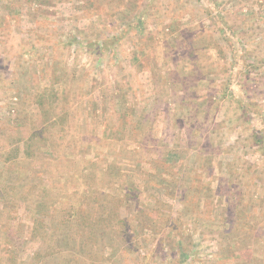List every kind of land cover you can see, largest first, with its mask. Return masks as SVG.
Masks as SVG:
<instances>
[{
  "label": "rangeland",
  "instance_id": "obj_1",
  "mask_svg": "<svg viewBox=\"0 0 264 264\" xmlns=\"http://www.w3.org/2000/svg\"><path fill=\"white\" fill-rule=\"evenodd\" d=\"M0 264H264V0H0Z\"/></svg>",
  "mask_w": 264,
  "mask_h": 264
}]
</instances>
